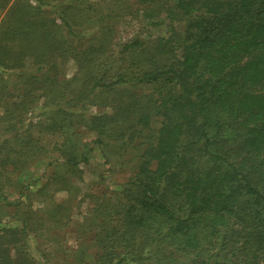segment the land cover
Returning <instances> with one entry per match:
<instances>
[{"label": "trees", "instance_id": "obj_1", "mask_svg": "<svg viewBox=\"0 0 264 264\" xmlns=\"http://www.w3.org/2000/svg\"><path fill=\"white\" fill-rule=\"evenodd\" d=\"M53 1L0 20V208L19 207L0 264H264V0ZM123 17L166 32L118 39ZM95 147L114 167L128 154L119 189L75 183ZM31 185L86 211L23 210Z\"/></svg>", "mask_w": 264, "mask_h": 264}, {"label": "rangeland", "instance_id": "obj_2", "mask_svg": "<svg viewBox=\"0 0 264 264\" xmlns=\"http://www.w3.org/2000/svg\"><path fill=\"white\" fill-rule=\"evenodd\" d=\"M14 0H0V20L3 17L5 10L7 8V5L12 3ZM32 3L35 2V0H30ZM65 0H54L53 3L55 6H58ZM90 1H95V0H87V2ZM8 2L7 5H5ZM71 2V1H70ZM72 4H80L79 1L72 0ZM78 16V15H77ZM117 18L113 19L112 21H115V26L117 28V37L118 39H124L128 38L130 36H137L147 41V39L150 38L149 42H152V44H156V36L159 35H164L166 32V28L164 25L160 24H155L150 21H147L141 17L137 18ZM87 23V22H85ZM83 23V24H85ZM82 24V25H83ZM80 25V26H82ZM79 26V28H81ZM90 26V24H89ZM82 29L88 30V28L83 27ZM94 31V30H93ZM90 32V30H89ZM152 49V48H151ZM65 76H70L74 73L75 71V65L72 60H68L65 65ZM1 68H0V77L6 76L1 74ZM16 79L14 77H10L6 82H8V90L9 92L12 91V81H15ZM39 103L37 104V106ZM37 106L33 110V114L37 112ZM42 106V105H41ZM85 108L88 109V113L90 112H98L100 109L96 104H89ZM54 110V109H53ZM102 110V109H101ZM50 111H52L50 109ZM79 111H82L79 109ZM86 113L87 115H89ZM34 116V115H33ZM74 127V126H73ZM84 129V130H83ZM80 130H83V133H86L90 138H95V133L92 131H87V129L83 126L80 125ZM115 154V152L113 153ZM128 154L126 153L125 159H124V165H115L112 166L108 163H104L103 157L101 156L100 152L98 149L95 147L93 151L91 152L90 158L87 163H80L79 167L82 170V177L81 180L75 181L76 184L81 189H91L92 191H99L103 186L108 187L110 189H119L122 186V183L127 180L128 176L130 175V169L128 168ZM32 180L28 181L31 182ZM101 185V186H100ZM37 186V185H35ZM35 186L31 185L30 188L31 190L27 192L26 196L21 200V203L23 205V210H25L28 207H32L37 213L41 212L39 211V207L42 208V206L39 203V200L43 198L42 200H46V203L48 204V201L50 200L59 202L63 201L65 203H69L71 207L70 208V218L71 220H80L84 212L86 211L87 208V203L81 202L82 199L80 198V194L75 196L74 193H67L66 191L63 190H54L52 189L53 187L50 186L49 188L45 189V193L41 196H38L36 193L37 191L35 190ZM8 195H6L7 200L9 202H12L14 198L16 197V192L12 190V188L8 189ZM52 194V196H50ZM4 208H0V226H3L5 223H9L10 225L16 224L17 218H18V213H15V210H18V206L15 208L13 206L7 205L3 206ZM38 213V214H39ZM70 226V225H69ZM64 228H62L63 230ZM64 235V234H62ZM74 236L75 233L68 230L67 234H65V237L67 238V243L68 244H74ZM33 246V245H31ZM45 248H48V245L45 244L43 245ZM51 251L54 250V245L51 246L50 248ZM30 251H32L30 249ZM33 252V251H32ZM35 253V252H34ZM58 255H53L57 260ZM53 261H49L48 264H54L52 263Z\"/></svg>", "mask_w": 264, "mask_h": 264}]
</instances>
